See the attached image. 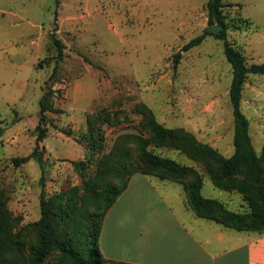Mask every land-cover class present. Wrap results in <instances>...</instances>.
Instances as JSON below:
<instances>
[{"label":"rangeland","instance_id":"374dc122","mask_svg":"<svg viewBox=\"0 0 264 264\" xmlns=\"http://www.w3.org/2000/svg\"><path fill=\"white\" fill-rule=\"evenodd\" d=\"M78 1L59 0L56 5L55 0H0V192L19 220L15 229H20L27 253L36 244V233L26 224L40 216V193L52 197L66 192L79 199L83 180L94 172L92 164L82 161L88 157V116L100 109L114 111L113 123L101 125V154L121 135L148 134L138 104L148 107L164 126L184 128L219 154L233 152L228 96L232 71L222 40L206 35L199 45L183 52L175 67L172 62L173 54L208 26L207 0ZM223 2L231 4L223 8L229 42L242 52L247 65L264 63V0ZM74 6L84 16L70 20L68 12ZM239 23L241 27L236 26ZM52 33L63 44L60 55ZM48 87L53 90L52 106L59 112H47L43 123L46 136L40 146L45 147L46 170L42 173L36 159L20 165L12 159L30 154L35 146L39 98ZM241 110L249 120L255 151L261 154L264 75L247 76ZM125 144L130 149L128 163L133 161L134 167L136 144ZM148 149L198 172L203 196L221 201L229 210L248 211L240 194L213 186L198 161L174 149ZM167 183L176 195H183L180 184ZM173 205L189 214L179 203Z\"/></svg>","mask_w":264,"mask_h":264},{"label":"trees","instance_id":"16d2710c","mask_svg":"<svg viewBox=\"0 0 264 264\" xmlns=\"http://www.w3.org/2000/svg\"><path fill=\"white\" fill-rule=\"evenodd\" d=\"M55 3L57 5L59 0H55ZM226 5L231 4L223 0H207V24L220 26V31L214 34L205 29L203 33L191 38L173 54L172 62L175 67L183 52L199 45L206 35L214 34L222 40L223 53L232 71L228 88L233 117L232 154H219L216 149L199 141L182 127L164 126L143 104L138 106L144 116L142 126L148 134L121 135L108 152L101 154L104 136L101 125L113 123L111 115L114 111L100 109L88 116V132L85 135L88 157L87 162L82 161L85 165L92 164L94 172L83 180V193L79 199L66 192L52 197H46L43 191L40 193V216L26 224L36 233V244L28 253L21 243L20 229H15L19 220L8 209L6 197L0 192V264H131L105 258L100 251L98 239L105 214L126 188L130 177L137 172L180 184L186 195L187 206L198 218L212 220L237 231L264 233V146L261 154H257L251 141L249 120L241 110L245 80L249 74L264 75V63L247 65L242 52L229 42L226 34L227 16L223 12ZM242 21L243 26H249L247 20ZM236 26L241 27L240 23ZM52 39L60 55L63 44L53 33ZM42 62L44 59L38 62V66L41 67ZM55 71L56 64L49 78ZM52 93L53 90L48 87L39 98V117L34 128L35 146L30 154L13 158L15 165L36 159L42 173L45 172V147L40 146L46 136L43 123L47 112H59L52 106ZM58 130L66 135L71 134L68 129ZM126 141H133L138 150L134 167L133 161L128 163L130 149L126 147ZM148 147L178 150L186 157L198 161L204 166L213 186L240 194L248 211H232L221 201L203 196V181L198 172L174 159L153 153Z\"/></svg>","mask_w":264,"mask_h":264},{"label":"crops","instance_id":"0c3cea01","mask_svg":"<svg viewBox=\"0 0 264 264\" xmlns=\"http://www.w3.org/2000/svg\"><path fill=\"white\" fill-rule=\"evenodd\" d=\"M75 6L69 8L70 20L84 16ZM167 181L139 172L130 177L102 222L98 240L105 258L131 264H264V233L196 217L184 190L176 195Z\"/></svg>","mask_w":264,"mask_h":264},{"label":"water","instance_id":"95a60500","mask_svg":"<svg viewBox=\"0 0 264 264\" xmlns=\"http://www.w3.org/2000/svg\"><path fill=\"white\" fill-rule=\"evenodd\" d=\"M206 29L211 31L214 34H217L220 31L221 27L217 25H209L206 27Z\"/></svg>","mask_w":264,"mask_h":264}]
</instances>
